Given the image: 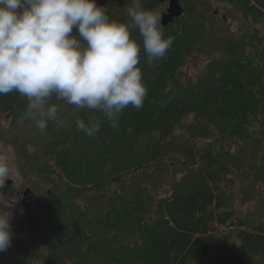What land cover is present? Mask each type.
Here are the masks:
<instances>
[{"label":"trees","instance_id":"trees-1","mask_svg":"<svg viewBox=\"0 0 264 264\" xmlns=\"http://www.w3.org/2000/svg\"><path fill=\"white\" fill-rule=\"evenodd\" d=\"M181 2L164 28L173 45L151 66L131 29L147 95L119 127L53 96L62 125L41 132L22 119L26 98L0 95V143L50 210L34 232L11 223L0 264H264V0ZM96 3L131 23V0ZM91 117L93 137L75 124Z\"/></svg>","mask_w":264,"mask_h":264},{"label":"clouds","instance_id":"clouds-1","mask_svg":"<svg viewBox=\"0 0 264 264\" xmlns=\"http://www.w3.org/2000/svg\"><path fill=\"white\" fill-rule=\"evenodd\" d=\"M131 23L110 20L96 0H0V95L18 92L28 103L22 119L44 132L57 121L53 96L76 109L98 110L119 127V116L131 106L143 107L147 88L142 79L140 44L131 36L137 28L149 66L173 45L164 35L159 12L141 0L127 8ZM76 29L78 36L72 35ZM89 137L101 124L91 117L75 121ZM14 169L0 153V188ZM15 201V200H14ZM0 204V252L12 241V206Z\"/></svg>","mask_w":264,"mask_h":264},{"label":"water","instance_id":"water-1","mask_svg":"<svg viewBox=\"0 0 264 264\" xmlns=\"http://www.w3.org/2000/svg\"><path fill=\"white\" fill-rule=\"evenodd\" d=\"M182 0H161V3L168 4V8L161 15V23L164 28L174 23L175 20L181 18L185 12L182 5ZM218 14V12H216ZM13 180L7 182L8 186H12ZM17 196H23V207L26 213V219L24 223L29 225L30 231L34 232L41 222V217L34 209V205L38 210H43L45 213H49L48 205L42 201L31 189H26L23 192L18 193ZM31 197L30 200L28 198Z\"/></svg>","mask_w":264,"mask_h":264},{"label":"rangeland","instance_id":"rangeland-1","mask_svg":"<svg viewBox=\"0 0 264 264\" xmlns=\"http://www.w3.org/2000/svg\"><path fill=\"white\" fill-rule=\"evenodd\" d=\"M166 5H167L166 10H167L168 4H166ZM205 64L206 63H204L203 65H201L199 69L192 70V73H191L192 76H196L197 73H199V71L204 68V65ZM0 153L6 154L8 156V158H9V164L14 169L13 174H12V177H11V180L14 181V183L12 184V186L15 187L16 193L23 192L25 190V188L23 186L24 178L21 175V173H20L19 169L17 168L16 164L14 163V156H13L12 150L10 148H7V147L3 146L2 143H0ZM8 181L9 180L6 181V183H5V185H4L3 188H7L8 187V185H7V182ZM164 192H167V190L164 189ZM11 201H14L12 203L11 208L9 209L11 211V213H12V221H11V223L14 226L18 227L16 225V223L17 222H21V220H23L25 218V214H26L25 213V209L23 207V196H21V197L16 196L13 199H7L5 193L0 192V204L9 205V203Z\"/></svg>","mask_w":264,"mask_h":264},{"label":"flooded vegetation","instance_id":"flooded-vegetation-1","mask_svg":"<svg viewBox=\"0 0 264 264\" xmlns=\"http://www.w3.org/2000/svg\"><path fill=\"white\" fill-rule=\"evenodd\" d=\"M17 195H18V194H17ZM36 196L40 198V196H38L37 194H36ZM18 197H21V196H18ZM30 199H31V197L28 198V200H30ZM40 199H41V198H40ZM34 209H35V211L37 212V214H38L39 216H41L42 210H38L36 205H34ZM25 219H26V215H25V218H24L23 220H21V227H20V229H21V231H23V232H26L27 230L30 231L29 225L26 224V223H24Z\"/></svg>","mask_w":264,"mask_h":264}]
</instances>
